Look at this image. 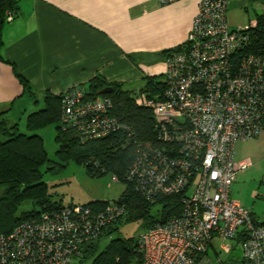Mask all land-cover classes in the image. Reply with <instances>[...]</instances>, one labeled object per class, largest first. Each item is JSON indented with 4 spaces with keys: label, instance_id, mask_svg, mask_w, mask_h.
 Segmentation results:
<instances>
[{
    "label": "built area",
    "instance_id": "1",
    "mask_svg": "<svg viewBox=\"0 0 264 264\" xmlns=\"http://www.w3.org/2000/svg\"><path fill=\"white\" fill-rule=\"evenodd\" d=\"M229 2L200 0L182 50L166 58L163 93L136 94L152 110L158 145L140 144L123 180L110 173L112 181L130 183L149 200L182 194L183 206L180 215L136 235L141 264H210L215 241L218 252L230 253L238 237L242 264H264V223L232 196L238 173L251 165L235 159L236 143L264 131V54L247 51L249 26L231 28ZM5 15L14 17L11 10ZM113 107L109 95L88 98L72 87L62 96L61 124L84 139L103 138L125 127ZM126 212V203L116 200L24 219L0 234V264H82L84 249Z\"/></svg>",
    "mask_w": 264,
    "mask_h": 264
},
{
    "label": "crops",
    "instance_id": "2",
    "mask_svg": "<svg viewBox=\"0 0 264 264\" xmlns=\"http://www.w3.org/2000/svg\"><path fill=\"white\" fill-rule=\"evenodd\" d=\"M15 1L16 14L0 30V114L11 119L16 108L23 116L30 104L40 108L46 91L62 94L96 75L136 91L159 69L163 76L167 54L183 48L200 0ZM256 140L264 146V131ZM235 159L241 160L236 153Z\"/></svg>",
    "mask_w": 264,
    "mask_h": 264
},
{
    "label": "trees",
    "instance_id": "3",
    "mask_svg": "<svg viewBox=\"0 0 264 264\" xmlns=\"http://www.w3.org/2000/svg\"><path fill=\"white\" fill-rule=\"evenodd\" d=\"M17 8L15 0H0V30L6 20L5 12L11 10L16 14ZM255 20L256 24L248 29L250 44L247 51L264 54V12L257 14ZM181 50L182 46H179L171 51ZM173 52L169 51L167 56ZM16 73L24 91L38 103L39 100L28 80ZM107 86L113 88L112 92L104 94L111 96L114 101L112 114L124 123L125 127L103 138L84 139L75 131L63 128V93L46 91L43 96L44 105L27 114L25 128L21 127L19 120L5 116V112L0 114V234L11 232L24 219L65 206L51 198L48 184L43 179L42 168L46 164L49 169H55L75 161L93 176L114 173L123 180L124 174L138 155L139 145L146 142L158 145L152 110L146 105H139L136 102V94L145 92L151 97L160 96L165 89L164 75L145 78L138 91L125 89L122 83L109 82L99 75L77 87L83 89L88 98H95L98 96L97 91ZM51 124H55L57 130L58 148L54 160L49 159L44 138L39 133ZM119 200L126 203L125 216L103 230L99 239L110 237L103 250L98 252V241L84 249L82 264H141L142 256L137 249L136 236L112 237V233L119 232L122 224L133 221L141 222L144 229L148 228L156 222L180 215L183 209L182 194L157 195L153 200H149L135 192L130 183H127V190ZM24 202H31L33 207L20 210ZM108 202L97 200L85 206L102 208ZM254 219L256 223H264V219ZM242 240V237H238L235 247L241 244ZM242 261L243 257L238 260V264H242Z\"/></svg>",
    "mask_w": 264,
    "mask_h": 264
},
{
    "label": "rangeland",
    "instance_id": "4",
    "mask_svg": "<svg viewBox=\"0 0 264 264\" xmlns=\"http://www.w3.org/2000/svg\"><path fill=\"white\" fill-rule=\"evenodd\" d=\"M264 12L262 0H230L227 17L231 28L240 29L246 26H253L257 14ZM158 70V76L163 77ZM43 102V101H42ZM44 105L41 103V106ZM40 106V107H41ZM28 113L39 109L38 104H30L26 108ZM25 113V112H23ZM15 109V119L19 120L22 128H25L26 117ZM39 133L44 138V143L50 160L56 159L57 130L55 124L48 125ZM236 157L241 160H249L251 165L238 173L237 181L233 184V197L254 212L257 220L264 219V146L254 139L242 140L236 143ZM52 162H50V165ZM46 164L43 170V179L48 184V191L53 201L64 205L81 204L86 205L97 200L116 201L121 198L127 190V183L123 181L113 182L111 174L93 176L87 169L75 161H70L65 167L49 169ZM31 202H24L20 210L31 209ZM144 230L141 222H127L122 224L119 232L112 233V237L136 236ZM110 237H103L98 240V252L103 250L109 243ZM209 250L210 264H238L243 257L241 244L234 247L230 253L223 250L218 252V245ZM235 244V242H233ZM86 264V263H85Z\"/></svg>",
    "mask_w": 264,
    "mask_h": 264
},
{
    "label": "water",
    "instance_id": "5",
    "mask_svg": "<svg viewBox=\"0 0 264 264\" xmlns=\"http://www.w3.org/2000/svg\"><path fill=\"white\" fill-rule=\"evenodd\" d=\"M113 88L111 86H107L103 89H100L97 91V95H104V94H108L110 92H112Z\"/></svg>",
    "mask_w": 264,
    "mask_h": 264
}]
</instances>
